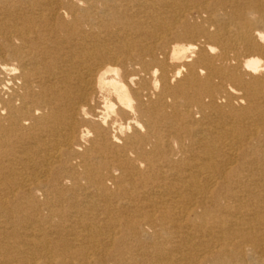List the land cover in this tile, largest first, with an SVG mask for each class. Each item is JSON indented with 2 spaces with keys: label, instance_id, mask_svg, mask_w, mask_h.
<instances>
[{
  "label": "bare ground",
  "instance_id": "1",
  "mask_svg": "<svg viewBox=\"0 0 264 264\" xmlns=\"http://www.w3.org/2000/svg\"><path fill=\"white\" fill-rule=\"evenodd\" d=\"M0 264H264V0H0Z\"/></svg>",
  "mask_w": 264,
  "mask_h": 264
}]
</instances>
